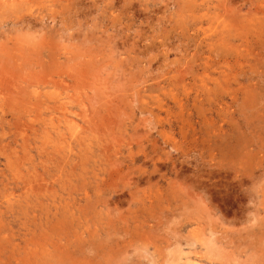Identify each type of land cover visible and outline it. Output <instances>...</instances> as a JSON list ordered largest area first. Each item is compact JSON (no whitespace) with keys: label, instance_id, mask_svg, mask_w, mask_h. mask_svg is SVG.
<instances>
[{"label":"rangeland","instance_id":"obj_1","mask_svg":"<svg viewBox=\"0 0 264 264\" xmlns=\"http://www.w3.org/2000/svg\"><path fill=\"white\" fill-rule=\"evenodd\" d=\"M0 264H264V0H0Z\"/></svg>","mask_w":264,"mask_h":264},{"label":"bare ground","instance_id":"obj_2","mask_svg":"<svg viewBox=\"0 0 264 264\" xmlns=\"http://www.w3.org/2000/svg\"><path fill=\"white\" fill-rule=\"evenodd\" d=\"M9 13V12H8ZM14 18V17H13ZM24 19V18H23ZM25 19H26V16H25ZM113 19V18H112ZM33 24V23H32ZM96 25V24H95ZM36 27V26H35ZM88 29V28H87ZM41 43V42H40ZM34 50V49H33ZM7 52V51H6ZM66 82V81H65ZM27 86H29V85H27ZM69 89V88H68ZM36 98V97H35ZM119 98V97H118ZM37 102H39V101H37ZM98 109V108H97ZM99 120V119H98ZM62 263V262H61Z\"/></svg>","mask_w":264,"mask_h":264}]
</instances>
